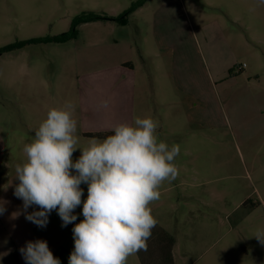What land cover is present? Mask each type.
Wrapping results in <instances>:
<instances>
[{
    "label": "rangeland",
    "instance_id": "obj_1",
    "mask_svg": "<svg viewBox=\"0 0 264 264\" xmlns=\"http://www.w3.org/2000/svg\"><path fill=\"white\" fill-rule=\"evenodd\" d=\"M137 1L0 0V49L69 32L83 14L123 18L78 22L77 35L67 42L0 54V98L6 100L0 107L6 146L0 201L10 214L21 211L15 167L27 162L23 148L50 109L74 106L76 147L85 149L88 120L128 122L133 104L135 118L158 121L159 141L180 146L175 161L184 183L165 181L150 204L157 223L174 235L176 264H264V245L254 237L264 231V4L148 0L133 10ZM80 187L77 220L66 227L56 210L43 228L20 214L21 235L9 231L13 251L0 264H17L18 256L25 264L20 249L37 239L47 241L54 257L63 250L60 262L69 264L72 229L84 219L87 199L88 185ZM33 210L38 206L28 212ZM5 223L0 217V228ZM152 233L141 251L147 260L154 255L150 264H162L155 257L159 234ZM127 264L144 262L137 252Z\"/></svg>",
    "mask_w": 264,
    "mask_h": 264
},
{
    "label": "clouds",
    "instance_id": "obj_2",
    "mask_svg": "<svg viewBox=\"0 0 264 264\" xmlns=\"http://www.w3.org/2000/svg\"><path fill=\"white\" fill-rule=\"evenodd\" d=\"M264 4V0H258ZM74 106L52 108L35 130L34 140L23 151L27 162L17 164L15 178L19 183L14 195L23 201L20 214L38 227H46L48 217L56 210L61 227L75 222V209L83 202L84 217L72 229L74 249L69 264H127V258L147 250V241L157 220L150 204L160 198L159 188L178 175L175 158L178 144L159 141L158 121L136 117L133 124L120 123L114 135L104 140L92 138L89 147L77 148V121ZM81 150L73 161V153ZM0 201V215L6 212ZM39 210L28 212L29 207ZM254 237L264 245V231ZM25 264H61L45 240L28 241L20 249Z\"/></svg>",
    "mask_w": 264,
    "mask_h": 264
},
{
    "label": "crops",
    "instance_id": "obj_3",
    "mask_svg": "<svg viewBox=\"0 0 264 264\" xmlns=\"http://www.w3.org/2000/svg\"><path fill=\"white\" fill-rule=\"evenodd\" d=\"M0 57H1V55H0ZM127 70L131 71L133 69L130 68V69H127ZM6 73H7V70L6 71H2V74H1L2 78L7 75ZM4 102H6V100L0 98V103H2L0 107H2V105H4ZM134 106L135 105L131 104V113H132V115H131L130 119L128 120V122H125V123H128V124H133L134 123V119H135L134 111H135V108H136ZM88 121H89V124H87L88 127H86L84 129V133H83L84 134V139H86V140H91L92 139V137L89 136L90 134H98V133L113 131V129H114V127L116 125L122 123V122H118V123L115 122V126H111L110 125L111 122L107 121L105 118H102V119H99V118L90 119ZM28 139L29 138H26V137L22 136L20 141L21 142H25V141H28ZM97 140H100V139H97ZM5 148H6V146L4 145L3 141L0 139V157H2L4 155ZM174 163L177 166V168L179 169L180 165H178V161H174ZM178 173H180V172H178ZM176 180L178 181L177 185L183 184L184 183V173H181V175L178 174L176 179L172 180L171 182H175ZM166 182L170 183L169 181H166ZM170 188H173V187H170ZM166 190H169V189L167 188V189H165L163 191H166ZM0 217H2L4 219V221H6V223L2 225V228H0V243H4L5 242V244H7V247H6L5 250L2 247L0 248V258L8 259L10 257L9 256L10 252L13 251L12 250L13 246L11 248H9L10 245H8V241L10 239L9 231L12 234H14L15 237L20 236L21 232H22V229H21L22 227L20 225L23 224L24 217L22 215L14 217L13 214H10V212L8 210H6V212L3 215H0ZM10 221L13 222L14 225H9L8 226L7 222H10ZM154 229H156V231H158V234H159V237L156 238V240H157V255L155 257L156 258L161 257L162 264H165V262H168L167 259H166V256H165V252H164L163 246L168 245L170 243V241L168 239V238H170L173 241V247H172L173 263L176 264L175 257H174V255H175V238H174V235L171 233V231H170V229L168 227L161 226L158 223L152 229L153 232H154ZM151 236H153V233L151 234ZM166 240H168V241H166ZM152 258H154V255H152L151 259L150 258H148V259L150 261H152L153 260ZM12 264H14V263H12ZM17 264H20L19 256H18ZM260 264H262L261 261H260Z\"/></svg>",
    "mask_w": 264,
    "mask_h": 264
},
{
    "label": "trees",
    "instance_id": "obj_4",
    "mask_svg": "<svg viewBox=\"0 0 264 264\" xmlns=\"http://www.w3.org/2000/svg\"><path fill=\"white\" fill-rule=\"evenodd\" d=\"M148 0H138L134 6H133V10H136L140 7H142L143 5H145V3ZM121 19L123 20V18H108V17H102L96 14H83L80 17H78L73 26L72 29L69 32L63 33L61 35H58L56 37H48V38H40L38 40H31V41H26V42H19L10 46H7L3 49H0V54H2L3 52H9V51H13L16 49H20L23 48L27 45H30L32 43H38V42H56V43H64L67 42L71 39H73L77 33H76V24L78 22H82V23H86V22H94V21H98V20H116V21H121ZM109 135H114L113 131H109V132H103V133H98V134H90L89 136L92 138H96V139H100V140H104L105 138H107V136ZM170 243L168 245L163 246L164 252H165V256L168 262H165V264H174L173 263V258H172V247H173V241L172 239L168 238ZM168 241V240H166ZM139 255L140 258L142 260V262H144V264H150L149 260H147V257L144 259L142 251H139ZM145 261H147V263H145Z\"/></svg>",
    "mask_w": 264,
    "mask_h": 264
},
{
    "label": "water",
    "instance_id": "obj_5",
    "mask_svg": "<svg viewBox=\"0 0 264 264\" xmlns=\"http://www.w3.org/2000/svg\"><path fill=\"white\" fill-rule=\"evenodd\" d=\"M65 256H66V253L62 250V251L59 252L57 258H59V259L61 260V259H63V257H65Z\"/></svg>",
    "mask_w": 264,
    "mask_h": 264
},
{
    "label": "built area",
    "instance_id": "obj_6",
    "mask_svg": "<svg viewBox=\"0 0 264 264\" xmlns=\"http://www.w3.org/2000/svg\"><path fill=\"white\" fill-rule=\"evenodd\" d=\"M245 67H246V64H244L243 66H241V67L239 68V71L243 70Z\"/></svg>",
    "mask_w": 264,
    "mask_h": 264
}]
</instances>
